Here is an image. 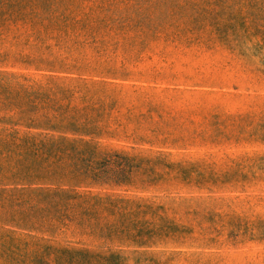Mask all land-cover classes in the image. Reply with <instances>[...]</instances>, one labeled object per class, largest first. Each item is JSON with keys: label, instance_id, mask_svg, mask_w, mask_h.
<instances>
[{"label": "rangeland", "instance_id": "obj_1", "mask_svg": "<svg viewBox=\"0 0 264 264\" xmlns=\"http://www.w3.org/2000/svg\"><path fill=\"white\" fill-rule=\"evenodd\" d=\"M86 248L264 264V0H0V264Z\"/></svg>", "mask_w": 264, "mask_h": 264}, {"label": "trees", "instance_id": "obj_2", "mask_svg": "<svg viewBox=\"0 0 264 264\" xmlns=\"http://www.w3.org/2000/svg\"><path fill=\"white\" fill-rule=\"evenodd\" d=\"M92 199L94 201V204L104 200V201L108 202L109 205H112V206H116L118 203L123 202L122 199L111 198L110 196H106L103 198V197L98 196V195L90 196L89 194H86L87 202L92 200ZM86 211L88 212V214H92V213H94L95 210L93 209V206H91V207H87ZM162 220H163V218H162ZM90 227L95 229V231H96V229L101 231V232L107 230L108 237L112 238V239H116L120 243H127L128 240H131L130 242H132L133 244H137V245H145V244L149 243L145 239H135L138 235H134V239H127L126 241H124V238L119 236V234L123 233V230H119L116 227V225H114V224L95 223L94 225H90ZM161 227L160 226H154L153 229L154 230H160V229H162ZM167 229L170 230L171 232L172 231H180V232L186 231L185 228H181L180 226L173 224L171 221H168ZM151 234H152V236H154V234H156V233L152 232ZM126 259H127V257L122 255L117 250L108 249L106 251H102V250L86 248V263H88V264H126ZM152 261H155V260L152 259Z\"/></svg>", "mask_w": 264, "mask_h": 264}]
</instances>
